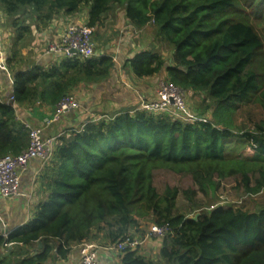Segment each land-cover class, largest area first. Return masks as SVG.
Returning a JSON list of instances; mask_svg holds the SVG:
<instances>
[{"label": "trees", "instance_id": "obj_1", "mask_svg": "<svg viewBox=\"0 0 264 264\" xmlns=\"http://www.w3.org/2000/svg\"><path fill=\"white\" fill-rule=\"evenodd\" d=\"M82 5L91 26L100 25L111 9H121L134 27L151 25L153 37L168 47L166 56L150 44L128 59L135 76L165 71L177 86L204 91L215 102L217 116L257 105L262 115L254 129L236 135L252 152L242 155L235 147L228 152L234 135L223 118L184 122L168 113L127 109L87 120L62 136L54 164L44 172L47 191L33 217L0 234V248H16L0 264H48L54 257L65 258L71 245L89 239L94 228L106 226L113 243L144 217L157 225L168 223L172 234L161 238L155 262L137 246L121 254L120 264H264V205L255 210L234 203L214 205L193 219L174 211L176 187L166 185L159 193L152 180L155 169L167 168L189 174L204 194L214 193L219 181L230 176L239 177L247 195L264 190V0H0L18 26L20 19L14 17L27 9L45 26L60 12L73 14ZM63 59L48 70L36 66L19 71L14 101L27 103L40 96L54 103L74 82L106 79L114 65L104 53ZM27 145L24 123L11 104L0 102V157L18 154ZM195 193L184 190L189 199Z\"/></svg>", "mask_w": 264, "mask_h": 264}, {"label": "crops", "instance_id": "obj_2", "mask_svg": "<svg viewBox=\"0 0 264 264\" xmlns=\"http://www.w3.org/2000/svg\"><path fill=\"white\" fill-rule=\"evenodd\" d=\"M116 11L117 14L124 15L123 11H118V9ZM122 21V26L117 30L112 28V31L116 32V37L108 40L102 49H97L102 54L112 56L114 65L110 75L99 82H85L83 80L74 82L66 93H73L77 96L82 105V110L69 111L63 114L57 121L50 123L44 129V135H55L102 114L113 115L119 111L131 109L138 104L140 98L151 100L156 97L158 80L167 78L165 71L153 76L137 77L126 65V61L139 50L149 48L150 44H154V49L162 55L166 56L168 52L160 49V45L163 44L153 37L151 25L138 29L125 16ZM85 22H88V14L87 9L82 7L79 12L53 17L45 26L35 18L28 25L23 23L20 24L21 26L12 24L16 30L13 37L7 39V45H4V38L10 34L4 35L0 29V35L4 40L1 46L5 54L4 64L6 67V69L0 68V102H6L12 94L14 76L19 71L29 70L36 66L48 70L64 60L62 55L47 54L45 46L48 42L56 40L67 24ZM102 23L103 20L100 25ZM19 32H21V36H18ZM94 43L96 44V41ZM37 83H41L40 80H37ZM38 87L40 90L43 89L41 84H38ZM50 88L48 89L50 90ZM56 103L57 101L53 103L47 98H40V96L27 103H16V119L31 126H39L44 120L51 117ZM42 165L39 159H33L29 163L28 169L21 175L20 190L26 194L25 196H0V234L8 233L33 217L38 202L43 198L42 194L41 198L38 199L33 188L34 178ZM143 243H148L152 253L157 256L161 239L147 237V239H143ZM108 244L110 245L109 240L96 243L101 264H120L121 255L114 251L105 250L103 247ZM78 247V244H72L70 252L65 258L54 257V260H49L48 263L77 264L79 260ZM24 248L29 250L27 245ZM141 248L143 247L141 246ZM11 250H16V248L14 246L10 250L0 248V258L8 256ZM21 250L23 248H20ZM31 250L32 248H30ZM138 251L140 253L141 250L138 249Z\"/></svg>", "mask_w": 264, "mask_h": 264}, {"label": "built area", "instance_id": "obj_3", "mask_svg": "<svg viewBox=\"0 0 264 264\" xmlns=\"http://www.w3.org/2000/svg\"><path fill=\"white\" fill-rule=\"evenodd\" d=\"M95 29L96 26H91L87 22L69 23L64 27L56 40L47 43L45 52L47 54H59L67 58L74 56L81 59L98 57L102 53L95 48V43L92 38ZM72 49L75 52H71ZM4 58L5 54L1 46L0 36L1 69H6ZM185 98V89L172 83L167 78H161L157 82L156 97L151 100L140 98L138 104L129 111L133 112L139 109L155 114L168 113L172 118L184 122L206 121L205 118H199L188 111ZM5 103L11 104L14 109L16 108V102L12 94ZM74 110H82L80 100L75 94L67 93L57 101L51 117L44 120L41 125L31 126L26 122H22L28 130V145L18 154H6L0 157V196L26 195L20 190L21 175L28 169L29 163L33 159H39L42 164L48 161L54 153L56 144L64 133L61 131L55 135H44V129L50 123L57 121L63 114ZM102 117H106V115L102 114L92 117L89 120H98ZM249 150L251 149L249 148ZM168 234H172L168 223L162 225L152 223L147 237L161 239ZM141 243V239L138 240L136 237L128 234L110 243V245L108 244L103 247H105V250L114 251L121 255L125 250L139 247ZM5 245L7 246L9 244ZM78 248L79 260L77 264H101L97 253L98 247L95 244L92 242H83L79 244Z\"/></svg>", "mask_w": 264, "mask_h": 264}, {"label": "rangeland", "instance_id": "obj_4", "mask_svg": "<svg viewBox=\"0 0 264 264\" xmlns=\"http://www.w3.org/2000/svg\"><path fill=\"white\" fill-rule=\"evenodd\" d=\"M83 8L87 9L85 5H82ZM121 9H118V11ZM122 11V10H121ZM118 12L116 9H111L109 12L105 14V17L103 19L102 25L99 27L97 26L92 38L94 41H96L95 48L96 49H102L103 45L110 40L111 38L116 37V32L114 30L112 31V28H116L117 30L119 27L122 26V16L117 14ZM63 15L64 13L60 12L59 14L55 15V17H58L59 15ZM33 15L26 10L25 14L16 15L14 18L17 20H23L19 23H23L25 25H28L32 22ZM31 21V22H30ZM13 24V18L8 16L5 11L0 7V29L2 32H4V35H7L6 33H9L10 36L2 39L1 36V44L7 45V42L9 38L13 37L15 34ZM16 27V26H15ZM110 30V31H109ZM11 41V39H10ZM6 47V46H5ZM160 49H163L164 51L168 50V47L165 45H160ZM186 93V107L188 111L199 117V118H205L207 121L216 122L218 118H223V120H228L230 122V130L233 132V138L228 139L227 148H229L228 152H232L234 147L240 148V153L242 155L250 154L252 151L249 150L248 145L241 140L238 136L241 133V131L245 130H252L254 129V124L258 121L260 118L261 110L257 107V105H249L247 107H238L237 110L233 113L228 114H214V107L215 102H212L208 97L206 98V94L204 91H187ZM209 103V105L206 107V105ZM251 110L250 118H248V111ZM228 117V118H227ZM103 118V117H102ZM105 118V117H104ZM73 128H81V125L74 126ZM69 130V129H68ZM63 135L68 137L70 135V131L67 132V130H63ZM62 137L59 139V142L56 144L55 150L57 147L60 146ZM54 154V153H53ZM54 164L53 162V155L50 157V159L43 163L40 170L36 174V177L34 178V192L37 195V198L40 199L42 194L43 197L45 196V193L47 191V188L44 185L45 182V171L47 166H52ZM255 176V175H254ZM239 177H226L219 181V185L215 192L208 191L207 194L202 193L198 190L197 185L194 183L193 179L189 174H180L176 173L170 169L167 168H157L153 171V185L155 186L157 192L162 193L163 189L166 185L174 186L178 189V193L176 196L175 201V212H180L183 214L188 215L189 217H193L196 214H200L202 212L208 211L211 207L214 205H217L218 203H222L223 205L226 203H234L236 205H242L244 208H247L249 210H255L258 209L260 206L264 205V190L257 194V195H247L245 193V190L243 186L238 185V179ZM186 189H195L196 193L192 197V199H189L186 194H184V190ZM152 220L149 217H144L140 219V224L134 227H129L128 234H130L132 237H136L138 240L141 239L142 245H139V250L141 254H145L147 257L151 258L154 262L157 256H155L153 251L150 250V246L147 243H143V239H147V234H149V230L152 224ZM108 240L107 238V227H103L100 230H97L96 228L92 229L90 233V238L86 240H82L81 242L75 243V244H81L83 242H90L92 241L93 244L96 245V243L99 242H106ZM97 246V245H96ZM143 247L140 249V247ZM54 262V261H53ZM52 262V263H53ZM49 264V263H48Z\"/></svg>", "mask_w": 264, "mask_h": 264}, {"label": "water", "instance_id": "obj_5", "mask_svg": "<svg viewBox=\"0 0 264 264\" xmlns=\"http://www.w3.org/2000/svg\"><path fill=\"white\" fill-rule=\"evenodd\" d=\"M71 52H75V50L72 49ZM226 204L230 205V203H226ZM220 205H223V204H222V203H218V204H217V206H220ZM198 215H199V214H196V215L193 216L192 218H193V219H196ZM41 246H42V241H41V240H38V241H37V248H41ZM2 248H3V249L5 248L6 250H10V249L12 248V245L9 244V245H7L6 247H2Z\"/></svg>", "mask_w": 264, "mask_h": 264}]
</instances>
